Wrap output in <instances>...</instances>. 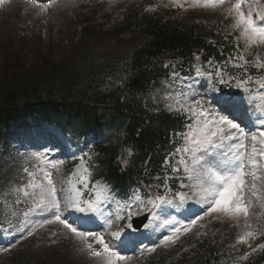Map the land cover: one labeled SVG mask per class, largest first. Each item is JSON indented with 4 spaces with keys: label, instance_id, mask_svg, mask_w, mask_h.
I'll return each instance as SVG.
<instances>
[{
    "label": "trees",
    "instance_id": "obj_1",
    "mask_svg": "<svg viewBox=\"0 0 264 264\" xmlns=\"http://www.w3.org/2000/svg\"><path fill=\"white\" fill-rule=\"evenodd\" d=\"M75 6L77 41L59 43L55 54L34 46L30 55L23 56L20 44L16 49L12 42L0 45V144L6 133L21 127L27 118L53 124L73 146L83 141V150L66 171L77 172L80 157H84L90 181L80 188L84 196L104 185L109 195L125 205L137 195L148 198L145 185L149 184L150 195H160L165 187L157 188L160 181L155 178L167 175V184L174 183L171 167L164 160L178 147L181 135L177 134L189 121L184 115L169 113L154 96L170 81L173 71L192 77L196 67L210 70L209 59L223 64L236 50L238 40L222 33L208 35L184 15L158 5L149 12L131 10L109 26L99 23L101 16L86 14L81 4ZM248 71L254 73L252 67ZM216 80H211L214 87L226 93L225 84ZM226 86H234V82ZM2 157L0 153V197L4 202L9 191L26 183L23 169L32 166L36 171L39 161L22 155L2 172ZM175 157H171L172 166ZM122 159L128 163L122 164ZM73 178L81 182L79 176ZM6 208L12 211L11 204L0 203L3 228ZM230 233L217 230L189 260L179 264H264L262 251L239 261L240 255L226 241ZM61 240V236L36 231L16 245V251L24 255L13 264H70L67 255L55 251ZM170 255L159 251L144 262L163 264Z\"/></svg>",
    "mask_w": 264,
    "mask_h": 264
},
{
    "label": "snow or ice",
    "instance_id": "obj_2",
    "mask_svg": "<svg viewBox=\"0 0 264 264\" xmlns=\"http://www.w3.org/2000/svg\"><path fill=\"white\" fill-rule=\"evenodd\" d=\"M6 2L7 0H0V6ZM169 5L185 10L187 8L219 9L226 19L228 17L232 18L231 27L238 32L237 39L243 40L245 50L264 48V0H169V4L164 6L168 7ZM49 6L41 5L40 7L42 11H46ZM153 10L154 8L145 9V11ZM196 59L199 61L200 56L196 55ZM229 63L234 68L243 69V77L229 75L225 71ZM207 65L210 70L202 71L200 67H196V75L206 76L210 80L218 78V82L225 85L229 84L230 81H234L235 85L245 92H251L252 89L249 86L253 84L258 89L264 90V75L253 77L248 74L246 67L250 66L257 69V71L264 70V56L258 52L253 55L252 60L246 59L245 54L241 52L237 56L229 57L227 61L219 65L214 60L209 59ZM171 75L174 81H188L184 85L188 91L181 89L180 95L183 101H175L179 105L177 108L173 109L172 104H166L165 108L169 113L175 111L184 115L189 122L186 125L187 131L177 134L183 137L184 143L165 157L164 164L169 165L173 173L180 172L179 166L183 167L186 179L192 183L187 185L181 183V187H188L193 190L192 196L196 198L195 202L202 206V214L200 212L194 213V218H190L187 224L173 227L171 234L163 236L160 244L143 249L141 254L143 252H154L161 245L168 247L176 244L181 235L191 233L198 225L203 227L204 225L200 224V221L211 216L235 222L234 226L236 227H240V221L243 219V231L237 235L235 244L230 245V247L238 250L237 246L239 245L247 246L250 251L244 252L239 257V261H247L256 252H264V243H258L255 246L251 243L258 237L264 236V225H258L254 228L249 220L253 198L259 202V207L264 209V125L254 131L248 124L241 127L243 121L233 122L239 119L238 117L232 116L229 119L224 115H219L206 107L205 101L197 99L199 94L194 89L196 81L191 76L181 77L180 73L176 71H173ZM189 96L192 97L190 103L187 102ZM260 99L264 100V94H261ZM217 102L220 103V101ZM222 102L233 107L237 103L231 97L223 98ZM257 119H260V117ZM249 120H251V117H249ZM245 128H248V131H245ZM225 141L233 143L225 144ZM127 154L129 157L133 155L131 148L127 149ZM173 156L179 158L177 160L178 166L171 165L170 160ZM37 159H42V157H37ZM80 161L77 172L72 175L79 176L84 187H87L90 181L88 180V169L84 167L85 160L83 156L80 157ZM189 161H191V164H189ZM121 162L122 164L128 163L126 159H122ZM60 163L62 164L63 161ZM53 168L59 171L56 164H53ZM23 172L27 175V181L13 189L17 194L16 202H21V196L30 198L32 207L29 208V212L55 209L52 219H43L35 224L28 231V236L34 235L37 229L43 228L45 225L58 224L79 242V251L97 260L98 264H127L130 257L121 255L117 250L123 246V242L111 247L102 232L82 227V221L91 219L90 216H78L71 221L66 216L62 217L52 172L41 170L42 177H38L36 171H30L28 168H24ZM155 179L160 181L156 185L157 188L163 184L166 191H171L167 187L169 176H157ZM68 183L72 184L71 178H69ZM151 187L150 184L145 185V194L148 197L146 201H140V197L135 196V192L133 195L135 200L140 201L144 208L152 212V216L155 218L156 212L152 210L171 201L168 200L166 195L151 196ZM29 189L33 191L30 192ZM72 191L74 195L67 198L66 208L70 207L81 214H102L100 212L102 201L99 196L96 200L85 201L80 198L81 193L74 186ZM191 198L184 191L173 194V199L179 201L176 207L187 203ZM124 207L131 208V205L126 203ZM138 214V212L132 211L127 213L129 219ZM24 215L27 216L28 213L26 212ZM259 215H264V212ZM121 219H123L122 216H116L117 221ZM105 223L107 228H113L111 218L106 219ZM128 227L131 228L132 225L129 224ZM53 235H56V233H53ZM108 235L120 240L121 230L110 231ZM196 235L199 236L201 233L197 232ZM8 251L10 249L7 247L0 248V252ZM234 264H237V262H234Z\"/></svg>",
    "mask_w": 264,
    "mask_h": 264
},
{
    "label": "rangeland",
    "instance_id": "obj_3",
    "mask_svg": "<svg viewBox=\"0 0 264 264\" xmlns=\"http://www.w3.org/2000/svg\"><path fill=\"white\" fill-rule=\"evenodd\" d=\"M154 1H158L159 5L163 8H171L174 12L178 11L180 14H185L193 26H196L198 29L208 35H216L218 33L225 35H238V32L234 31L231 27L233 23L232 18L228 17L226 19L221 10L204 8H187V10H185L172 7L171 5L165 7L164 5L169 4V0H46L45 2H38L36 0H7L5 4L0 6V45L5 44V42H12L11 45L14 47V49H16L17 45L20 44L24 48L23 56H28V54L30 55L31 51H33L36 46L43 50L47 49L48 52L55 54V52L59 50L56 48L59 43L62 44V42L77 41L76 32L73 25V23L76 21V4H81L85 13L90 17H93L94 13L96 14V17L101 16V22L99 23L103 26H107L108 24L116 23L114 21L122 20L124 15L130 12L133 8H136V6L143 8V11H145L146 8H152V4L155 3ZM90 4H93L91 5L93 7H86ZM99 4H102L104 9L102 6H99ZM41 5L50 6L46 11H42L40 7ZM70 7H72V9ZM94 10L95 12H93ZM238 41L239 47H236V50L233 52L231 57L237 56L241 52H243L246 56V59L249 60H252L253 55L257 52L264 56V48H251L245 50L243 40L240 39ZM59 48H61V46ZM14 49L13 51H15ZM229 64L230 65L225 69L226 72L235 74L232 76H243V69L234 68L231 63ZM246 67L248 69L250 66ZM253 70L257 71L255 68H253ZM261 71L263 70L257 72ZM192 78L196 81L194 89L195 92L199 94L197 99L205 101L206 107H209L219 115H224L227 117V115L221 113L218 110L217 105H220V110L224 111L226 108L230 109L231 111L234 110L235 112L233 111L232 113L238 117L246 119L247 121L254 122L257 128L264 125V100L260 99L261 94H264V90H260L256 86L257 88L252 89L251 92H244L243 95L231 97L237 102L236 106L233 107L232 105L223 104L222 101L225 96L218 95L216 93L206 76H197L195 71V75ZM187 83L188 81H174L171 75L170 81L164 82L162 84V89L154 97L162 104L163 107H165L166 104H172L173 109H175L179 106L175 101H183V98L180 95L181 89L183 88L184 91H188V89L184 87V85ZM191 99L192 97L189 96L187 102L190 103ZM217 101H220V103ZM249 117H251V120H249ZM258 117H260V119H257ZM50 131L51 133L48 135V137L57 138L61 145V147H57L55 153L48 151L50 148L56 145L55 140H52V143H49L50 146L48 144L42 145L40 143H32L40 136H45L46 132L32 129L29 134L34 138H30L25 141V147L28 151L39 157L43 156V159H45L47 162L46 164L43 163L42 169L36 171L37 176L42 177L41 170L52 172L53 180L57 188V195L60 202L62 217L66 216L71 221L70 218L75 219V217L78 216H90L91 219L82 221V225H91L95 227L98 226L100 229L96 231L102 232L105 235V240L109 242L110 246L112 247L113 243L111 240L115 238L110 237L108 232L119 229L121 230V236H125L126 232L123 230L129 228L128 225L130 222V219L127 215L128 211L135 212L134 210H137L136 212L140 213L145 209L144 206L142 204L141 207L136 205L133 207V210H130V208L124 209L123 207L116 206L112 202V199L107 196L105 189L99 186L96 187V189L93 188V190L88 193L86 198H88L87 200H96L97 196H99L100 200L102 201L100 206V212L102 214H81L75 212L70 207L66 208L65 204L67 202V198L74 195L72 191L73 186L75 189L79 190L80 193H82L80 186L84 185L82 182H77L76 179L73 178V175L66 173L65 170V167L70 164L74 154V149L71 146L70 148L69 142L66 140V138L60 135L58 132L56 133L52 127L50 128ZM25 135L28 134L25 133L23 136ZM21 137L22 136L16 135L15 138L17 139ZM14 142L15 140L13 139L12 143ZM183 143L184 140L182 141V144ZM228 143L233 142L225 141V144ZM246 143H248V141H246ZM1 150L2 149L0 147V151ZM45 152L48 153V155H46ZM66 153H69L67 157L64 156ZM178 159L179 158H177L175 161L176 164ZM61 161H63L62 164L60 163ZM53 164H56L59 167V171H56L53 168ZM189 164H191V161H189ZM179 167L181 170L179 173H177L179 175L175 177L176 186L181 189L180 191H184L192 198L180 207H176V205L179 204V201L174 200L173 198L168 199L171 201L170 203L161 205L163 209L160 213L161 215L157 217L156 223H152L151 225L148 224L150 232L147 233V238L146 236L144 238L148 239V241L146 240L147 244L144 243L142 246H139L138 249H135L131 254H126L125 256L130 257V259L127 261V264H146L142 258L149 257L151 254L157 251H161L163 254L172 253V255L164 257L163 264H179L180 260L182 259L189 260L193 254L197 252L200 245L212 238L217 230L224 228V230L227 229L229 233L231 232L226 239V241H230L231 244H235L237 235L243 231V219L240 221V227H236L234 226L235 222L224 218L217 219L211 216L205 217L203 221H200V224L204 225L203 227L198 225L191 233L181 235L176 244L169 245L168 247L161 245L160 247H157L154 252H146L138 257L136 253L139 252V249L141 250L146 245L147 246L145 248H150L160 244L163 236L171 234L173 227H179L181 225L187 224L190 218H194V213L200 212L202 214V206L197 204L195 202L196 198L192 196L193 190H190L188 187H181V183L187 185L192 182L186 179L185 173L183 172V167ZM69 178L72 180L71 185L68 183ZM29 191L31 192L33 190L29 189ZM81 197L82 194L80 198ZM81 199L83 200V198ZM16 200L17 194L14 192L12 195H7L4 198V202H2L4 205L11 204L12 211L10 212V209L6 208L7 229H4L3 231L0 229V248L7 247L10 249L8 252H0V264H13L19 260L24 254H20L16 251L17 247L15 245L17 242L28 236V231L38 222L46 218L52 219L53 213L55 212V209L50 211L45 210L43 212L40 210L29 212V208L32 207V201L30 198H24L21 196V202L19 203H17ZM26 212L28 213L27 216L24 215ZM173 212H175L180 217L191 216L185 223L178 219L177 216L173 214ZM262 212H264V209H261L259 207V202L253 198V207L250 209L249 220L252 222L254 228L258 227V225H264V215H259ZM117 215L122 216L123 219L117 221ZM135 216L136 215H133L132 217ZM163 216H166V218L162 219ZM108 218L113 220L112 229L107 228L105 223L106 219ZM123 220V226L119 228V224ZM9 226L14 230L10 231ZM51 230L54 231L50 232ZM37 232H46V236L48 234H50L52 237L61 236L62 240L59 243V248L55 249V251L59 255H67V260L70 264H98L97 260L90 258L86 253L79 251V242L75 240V238L72 237L71 234H69L66 230H63L61 225H45L43 228L37 229ZM197 232L201 233V235L197 236ZM53 233H56V235H53ZM142 235L144 236V234ZM261 240L262 236L258 237L255 241H251V243H253V246L258 243H264L261 242ZM116 241L118 244L121 243V240ZM181 246H183V248L178 251L179 247ZM237 248L238 250L236 249V254H239L240 256L244 252L250 251L245 245H239ZM20 252H23V249ZM256 253L250 257L255 256ZM182 256L184 257L182 258ZM240 256H238V258Z\"/></svg>",
    "mask_w": 264,
    "mask_h": 264
},
{
    "label": "water",
    "instance_id": "obj_4",
    "mask_svg": "<svg viewBox=\"0 0 264 264\" xmlns=\"http://www.w3.org/2000/svg\"><path fill=\"white\" fill-rule=\"evenodd\" d=\"M144 222H145V217L141 219L132 220L131 224L135 229H140V227L143 225Z\"/></svg>",
    "mask_w": 264,
    "mask_h": 264
},
{
    "label": "bare ground",
    "instance_id": "obj_5",
    "mask_svg": "<svg viewBox=\"0 0 264 264\" xmlns=\"http://www.w3.org/2000/svg\"><path fill=\"white\" fill-rule=\"evenodd\" d=\"M138 235V234H137Z\"/></svg>",
    "mask_w": 264,
    "mask_h": 264
}]
</instances>
